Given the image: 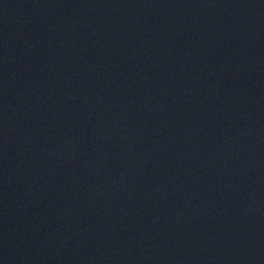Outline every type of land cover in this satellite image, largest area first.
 I'll list each match as a JSON object with an SVG mask.
<instances>
[{
  "label": "water",
  "instance_id": "1",
  "mask_svg": "<svg viewBox=\"0 0 264 264\" xmlns=\"http://www.w3.org/2000/svg\"><path fill=\"white\" fill-rule=\"evenodd\" d=\"M0 264H264V0H0Z\"/></svg>",
  "mask_w": 264,
  "mask_h": 264
}]
</instances>
